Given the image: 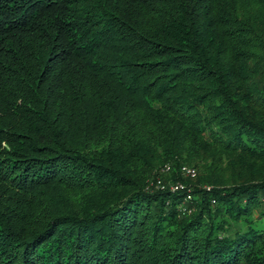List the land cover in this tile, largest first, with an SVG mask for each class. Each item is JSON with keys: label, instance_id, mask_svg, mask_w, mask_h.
I'll list each match as a JSON object with an SVG mask.
<instances>
[{"label": "trees", "instance_id": "16d2710c", "mask_svg": "<svg viewBox=\"0 0 264 264\" xmlns=\"http://www.w3.org/2000/svg\"><path fill=\"white\" fill-rule=\"evenodd\" d=\"M0 264H264V0H0Z\"/></svg>", "mask_w": 264, "mask_h": 264}, {"label": "built area", "instance_id": "2783aa9c", "mask_svg": "<svg viewBox=\"0 0 264 264\" xmlns=\"http://www.w3.org/2000/svg\"><path fill=\"white\" fill-rule=\"evenodd\" d=\"M171 167V164L169 162H165L162 166H161V170L163 171H168ZM180 172H182L185 175H189V176H194L196 174V168L195 166L193 167L192 165H188V164H181L180 165ZM156 185L159 187H164L165 185H168L170 188L172 189H178L180 187H183V182L182 181H170V182H162L160 180L159 177L156 178ZM190 196V194H187V197Z\"/></svg>", "mask_w": 264, "mask_h": 264}, {"label": "rangeland", "instance_id": "374dc122", "mask_svg": "<svg viewBox=\"0 0 264 264\" xmlns=\"http://www.w3.org/2000/svg\"><path fill=\"white\" fill-rule=\"evenodd\" d=\"M185 164H188V163H185ZM188 165H191V164H188ZM161 166L162 165H160V167H159V170H160V172H159V174H158V177L160 178V180L162 181V182H170V181H172L173 179L172 178H170L169 177V173H168V171H163V170H161ZM153 179L151 178L150 179V182H149V184H154L155 186H157L156 185V180H155V182L153 183Z\"/></svg>", "mask_w": 264, "mask_h": 264}]
</instances>
